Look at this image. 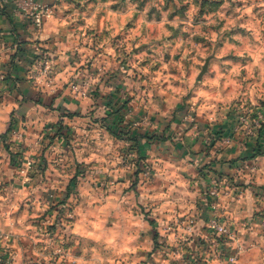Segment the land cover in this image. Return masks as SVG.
Returning <instances> with one entry per match:
<instances>
[{
	"label": "clouds",
	"instance_id": "1",
	"mask_svg": "<svg viewBox=\"0 0 264 264\" xmlns=\"http://www.w3.org/2000/svg\"><path fill=\"white\" fill-rule=\"evenodd\" d=\"M262 132L264 0H0V264H264Z\"/></svg>",
	"mask_w": 264,
	"mask_h": 264
},
{
	"label": "crops",
	"instance_id": "2",
	"mask_svg": "<svg viewBox=\"0 0 264 264\" xmlns=\"http://www.w3.org/2000/svg\"><path fill=\"white\" fill-rule=\"evenodd\" d=\"M13 31H15V28L13 29ZM20 54L21 55H25L26 53L24 52V50H23V47H21V50H20ZM16 71H23V69H20V68H16L15 69ZM9 83L11 82L10 80L8 81ZM249 147H251V145H249Z\"/></svg>",
	"mask_w": 264,
	"mask_h": 264
},
{
	"label": "rangeland",
	"instance_id": "3",
	"mask_svg": "<svg viewBox=\"0 0 264 264\" xmlns=\"http://www.w3.org/2000/svg\"><path fill=\"white\" fill-rule=\"evenodd\" d=\"M14 67H15V66H14ZM117 120H119V117H117ZM229 134H230V133H229ZM138 135H139L138 132L134 134V136H138ZM262 136H264V132H262ZM143 150H144V146H141V152H143Z\"/></svg>",
	"mask_w": 264,
	"mask_h": 264
}]
</instances>
